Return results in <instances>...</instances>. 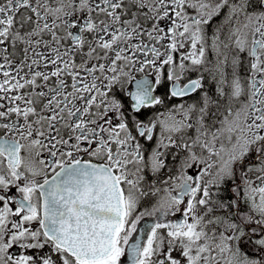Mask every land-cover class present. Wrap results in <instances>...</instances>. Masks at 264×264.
<instances>
[{"label":"snow or ice","instance_id":"6c2138e0","mask_svg":"<svg viewBox=\"0 0 264 264\" xmlns=\"http://www.w3.org/2000/svg\"><path fill=\"white\" fill-rule=\"evenodd\" d=\"M0 264H264V0H0Z\"/></svg>","mask_w":264,"mask_h":264},{"label":"flooded vegetation","instance_id":"af4514ba","mask_svg":"<svg viewBox=\"0 0 264 264\" xmlns=\"http://www.w3.org/2000/svg\"><path fill=\"white\" fill-rule=\"evenodd\" d=\"M217 20H219V18H217ZM207 86L210 87V88L214 87V85L212 84V82H211L210 80L207 82ZM198 99H199V94H197V95H193L191 98L188 99V103H192V102H194V101H196V100H198ZM178 102H179V101H173L172 103H178ZM163 110H164V109H153V110H150V111H148V112H145V113L142 115L141 118H142V119L147 118L148 116L152 115L154 112H156V111H163ZM209 123H212V121H209ZM212 130H215V129L213 128ZM189 134H190V135L193 134V131L190 130ZM149 179H151V177H149ZM224 195H225V196H230L229 193H225ZM153 202H154V200H153V201H149V200L146 198V199L142 202L140 210L142 211V210H144L145 208H150L151 203H153ZM218 214H219V213H218ZM152 219H153L152 217H145V218L141 221L140 227H143V226L146 225V224H150V223L152 222Z\"/></svg>","mask_w":264,"mask_h":264}]
</instances>
